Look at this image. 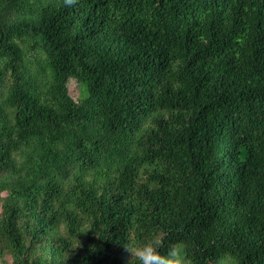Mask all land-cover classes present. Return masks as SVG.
<instances>
[{"label":"trees","instance_id":"1","mask_svg":"<svg viewBox=\"0 0 264 264\" xmlns=\"http://www.w3.org/2000/svg\"><path fill=\"white\" fill-rule=\"evenodd\" d=\"M153 238L264 264V0H0V264Z\"/></svg>","mask_w":264,"mask_h":264},{"label":"clouds","instance_id":"2","mask_svg":"<svg viewBox=\"0 0 264 264\" xmlns=\"http://www.w3.org/2000/svg\"><path fill=\"white\" fill-rule=\"evenodd\" d=\"M128 249L133 253L130 264L133 260H136L137 264H188V261L174 248L165 255L156 238L144 242L139 247H128Z\"/></svg>","mask_w":264,"mask_h":264},{"label":"rangeland","instance_id":"3","mask_svg":"<svg viewBox=\"0 0 264 264\" xmlns=\"http://www.w3.org/2000/svg\"><path fill=\"white\" fill-rule=\"evenodd\" d=\"M69 88H70V93L75 100H78L82 97V88L84 91V87L81 88V86L74 79L70 80ZM87 96H88L87 91L85 90L84 97Z\"/></svg>","mask_w":264,"mask_h":264}]
</instances>
